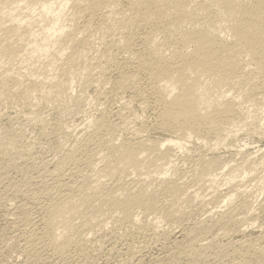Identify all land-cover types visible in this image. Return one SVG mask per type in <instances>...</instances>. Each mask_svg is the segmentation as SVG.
<instances>
[{
  "label": "bare ground",
  "instance_id": "obj_1",
  "mask_svg": "<svg viewBox=\"0 0 264 264\" xmlns=\"http://www.w3.org/2000/svg\"><path fill=\"white\" fill-rule=\"evenodd\" d=\"M111 68L118 72L111 81L118 90L141 94L140 77L148 81L157 125L177 136L119 141L123 125L92 116L83 121L84 137L69 144L65 134L57 142L61 154L53 167L38 161L24 138L26 124L45 122L36 113L40 103L63 113L81 111L88 100L75 89L102 90ZM6 96H15L22 112L16 128L0 122V203L13 201L21 211L15 217L26 227L19 236L21 259L12 264H46L50 256L75 257L79 264H141L152 245L176 231L161 230L160 220L170 223L183 214L185 203H204L208 196L205 203L225 210L206 208L207 217L182 228L183 240L175 239V249L166 259L155 257L157 263H204L212 250L213 264H264V228L251 212L254 187L264 192V178L252 176L264 168V150L256 157L254 151L243 153L234 164L219 156L207 159L202 151L185 155V160L197 158L195 177L206 193L178 184L175 164L178 150H191L190 140L211 137L213 143L209 138L204 143L210 150L238 142L245 126L264 136L259 108H264V0H0V98ZM251 102L253 109L245 105ZM251 112L256 115L250 117ZM64 124L60 132L77 130ZM135 130L138 137L142 130ZM9 170L20 178H7ZM250 176L257 180L254 187L248 184L253 190L243 187ZM221 180L229 188L225 193ZM29 204L36 205L37 216ZM150 214L156 216L147 219ZM251 231L258 234L247 237Z\"/></svg>",
  "mask_w": 264,
  "mask_h": 264
},
{
  "label": "rangeland",
  "instance_id": "obj_2",
  "mask_svg": "<svg viewBox=\"0 0 264 264\" xmlns=\"http://www.w3.org/2000/svg\"><path fill=\"white\" fill-rule=\"evenodd\" d=\"M96 48H100V46H98L97 45V47ZM97 51L99 50V49H96ZM94 52V53H93ZM92 52V54H97V53H95V51H93ZM121 58V57H120ZM89 62H92V61H90V60H88ZM87 61V62H88ZM112 70H110L109 72H110V74L111 75H107V79L108 78H111V79H109V81H107V83L105 84V86L104 85H102L101 86V88H105L104 90H103V92H102V90H99V88L98 87H96V86H94L95 88H93V87H91L90 89H88L87 91H83V90H81L80 88H77V89H75V94L76 95H79V94H81L82 95V97H86V99L88 100V101H86L87 102V104H86V107L83 109V110H81V111H75V109L73 110L72 109V111L73 112H71L70 111V113H63V112H60L59 110H55L53 107H51V105H49V103H40V106L36 109V113H40V114H42L43 115V117H45V122H36L35 124L33 123V124H26V136H25V140H24V142L25 143H30V146H31V150H32V154L35 156V158L38 160V161H46L47 162V160H48V162L50 163V167H53V162L56 160V158H58L59 156V154H61L59 151H58V147L56 148V146H57V142L60 140V141H62V140H65L67 137V139L66 140H70V141H68L69 142V144H73V143H75L74 142V140L75 141H77L79 138H82V137H84L85 135L83 134V131H82V129L84 130L85 128H84V126L85 125H87V123L89 122V120L92 118V116H93V118H97V117H105L106 119H108L109 121L111 120V122H116V123H119V124H121V125H123L122 126V128H120L119 130H118V135H117V138L118 139H120L119 141H121V140H126V139H131V141L136 137L137 138V140H134V142H138V139H140L139 141H141L142 139H147V137H148V139L150 140V139H153L152 141H154V142H161V141H164V140H166V139H168V138H175L176 136H177V134H174V133H171V132H169V131H166V130H164V129H162L161 127H159L158 125V117H157V112H158V109L157 108H155V106H154V99H153V95H150L149 93H147L146 91H149L150 90V85H149V83H148V81H146V79H144L143 77H140V79H141V81L139 82V84H140V88H141V91L143 92V95H142V92H141V94L140 93H138L137 91H135L134 89L132 90V89H128L127 88V90L126 89H124V90H118L116 87H114L113 86V80H115L116 79V76H118V72H117V69L116 68H111ZM116 70V72H113V71H115ZM113 73H112V72ZM143 78V79H142ZM113 79V80H112ZM144 80V81H143ZM111 81H112V83H111ZM147 82V83H146ZM142 83V84H141ZM107 85V86H106ZM109 85V86H108ZM78 86V85H77ZM144 86V87H143ZM96 90V91H95ZM98 90H99V92H100V96L97 98V93H99L98 92ZM97 92V93H96ZM106 92V93H105ZM122 92H123V94H122ZM137 92V93H136ZM105 95H104V94ZM107 93H108V95H107ZM113 93V94H112ZM126 93V94H125ZM124 94H125V96H124ZM80 95V96H81ZM112 95V96H111ZM146 95H149V96H146ZM92 98H91V97ZM135 96H136V98H135ZM7 97V98H6ZM5 98L4 97H2V98H0V122H1V124L3 125V123H4V125L3 126H10V127H15L16 128V126L17 125H19V122H20V118H21V116H22V112H20V107L18 108V106H17V104L15 105V102H14V100H16V103H18L17 102V98H15V96H13V98L11 97V98H8L9 96H6ZM102 97V98H101ZM104 97V98H103ZM130 97H132V98H130ZM138 97H139V99H138ZM90 98V99H89ZM146 98V99H145ZM2 99V100H1ZM104 99V100H103ZM113 99V100H112ZM130 99V100H129ZM9 100H11V101H9ZM7 101V102H6ZM100 101V102H99ZM105 101V102H104ZM112 101V102H111ZM9 102V103H8ZM130 102H132V103H130ZM144 102V103H143ZM3 103V104H2ZM89 103V104H88ZM126 103V105H124ZM149 103V104H148ZM47 106H46V105ZM130 104V105H129ZM253 103L251 102V103H245V105H247V106H249L250 107V109H253L254 107H253V105H252ZM4 105V106H3ZM15 105V106H14ZM138 105H139V107H138ZM6 106H8V107H6ZM11 106V107H10ZM88 106H89V108H88ZM95 106V107H94ZM258 106H259V104H258ZM50 107V108H49ZM98 107V108H97ZM101 107V108H100ZM119 107V108H118ZM127 107V108H126ZM141 107V108H140ZM148 107V108H147ZM5 108V109H4ZM88 108V109H87ZM125 108V109H124ZM145 108V109H144ZM259 108H260V112L262 111V109H264L263 108V106L262 105H260L259 106ZM262 108V109H261ZM41 109V110H40ZM118 109H120V110H118ZM127 109V110H126ZM129 109V110H128ZM142 109V110H141ZM135 110V111H134ZM141 110V111H140ZM157 110V111H156ZM4 111H5V113H4ZM38 111V112H37ZM51 111H53V112H51ZM113 111V112H112ZM123 111H124V113H123ZM133 111V112H132ZM15 112V113H14ZM19 112V113H18ZM51 113V115H49L50 113ZM58 112H60V113H58ZM105 112V113H104ZM112 112V113H111ZM132 112V113H131ZM62 113H63V115H62ZM119 113V114H118ZM252 114H251V116L250 117H253V116H255L256 114H254V112H251ZM3 114V115H2ZM8 114H9V116H8ZM102 114V115H101ZM129 114V115H128ZM131 114H133V115H131ZM260 114V113H259ZM5 115H6V117H5ZM34 114H32V116H33ZM109 115V116H108ZM253 115V116H252ZM19 118H18V117ZM48 116V117H47ZM50 116V117H49ZM60 117V119H59V117ZM68 116V117H67ZM88 116H89V118H88ZM124 116H126V117H124ZM137 116V117H136ZM144 116V117H143ZM5 117V118H4ZM91 117V118H90ZM121 117V118H120ZM129 117V118H128ZM132 117V118H131ZM142 117V118H141ZM15 118V119H14ZM16 118H18V119H16ZM9 119V120H8ZM11 119V120H10ZM49 119V120H48ZM64 119V120H63ZM125 119H126V121H125ZM131 119V120H130ZM250 119V118H249ZM55 120V121H54ZM64 122H63V121ZM71 120V121H70ZM124 120V121H123ZM138 120V121H137ZM253 119L251 118L249 121H252ZM14 121L16 122V123H14ZM19 121V122H18ZM53 121V122H52ZM59 121H62V122H59ZM87 122V123H84V122ZM121 121H122V123H121ZM134 121V122H133ZM143 121V122H142ZM155 121V122H154ZM55 122V123H54ZM66 122L67 123H69V124H66ZM151 122V123H150ZM9 125H8V124ZM18 123V124H17ZM43 123H44V125H43ZM47 123V124H46ZM52 123V124H51ZM57 123V124H56ZM58 123H60V124H58ZM61 123L62 124H64L65 126L67 125V126H71L72 128H76L77 127V130L75 131V132H73L72 131V129L70 130V129H65L66 131L65 132H63L64 130H62L61 129V131L62 132H60V126H61ZM70 123H71V125H70ZM76 123V124H75ZM0 124V125H1ZM84 124V125H83ZM142 124V125H141ZM151 124V125H150ZM158 124V125H157ZM1 125V126H2ZM49 125V126H48ZM53 125H55V126H53ZM64 125H62V126H64ZM76 125H78V126H76ZM121 125H120V127H121ZM144 125V126H143ZM44 126V127H43ZM52 128H51V127ZM59 126V127H58ZM140 128H139V127ZM150 126V127H149ZM18 127V126H17ZM42 127H43V129H42ZM57 127V128H56ZM142 127H143V129H142ZM49 128H50V130H49ZM247 128H248V130H247ZM246 128V126L245 127H243V129L239 132V134L241 135H237V137H236V141H238V142H235V141H228V145L226 146V145H220L218 148H216V147H213V148H210V150L208 149V148H206V146H205V142L206 141H208V138L210 139L209 141L210 142H214V140H212L211 139V137H207V140H205V142H203V141H194V140H190V142H188L187 143V145L189 146V148L191 149V150H188V154L187 153H182L181 151H179L178 150V152H176L177 153V157H175V164H176V167L178 168V170H179V172L181 173H179L181 176V178L179 177V176H175L176 177V179H178L177 181V183L178 184H180V183H182V185H186L189 189H190V192H194V191H198V192H200V193H206L205 191H204V189H205V186H202L201 187V185H202V183L201 182H199L197 179V175H196V177H195V174L198 172V171H195L196 170V161H193V160H195V159H197V158H191V159H187V160H185V158H183L185 155H189V156H191V155H195V154H197L198 152L200 153V151H202L201 153H203L206 157H207V159H208V157L209 158H218V156H219V160H222V161H224V160H226V159H230V160H232V164H234V160H236L235 161V163L236 162H240V161H242V154L243 153H252L253 151V153L252 154H254L252 157H256L257 155L256 154H259L260 152H258V150L260 151V149H262V150H264V136H261L260 137V135L258 136V134H256V133H250L249 131V127H247ZM56 131H55V130ZM132 129V130H131ZM135 129H140V130H142V131H140L141 133H140V135L137 137L135 134H134V130ZM147 129V130H146ZM156 129V130H155ZM246 131H245V130ZM41 130V131H40ZM59 130V131H58ZM68 130H70V131H68ZM34 131V132H33ZM51 131V132H50ZM122 131V132H121ZM136 131V130H135ZM242 131H244V132H242ZM45 132V133H44ZM49 132H50V134H49ZM57 134H56V133ZM69 132V133H68ZM52 133V134H51ZM59 133V134H58ZM62 133H63V135H62ZM84 133H85V130H84ZM146 133V134H145ZM171 135H170V134ZM244 133V134H243ZM246 133V134H245ZM248 133H250V134H248ZM43 134H45V135H43ZM48 134V135H47ZM60 134H61V137H59L60 136ZM65 134L67 135V137L65 136ZM176 135V136H174V135ZM43 135V136H42ZM58 135V136H57ZM75 135V136H74ZM131 135V136H130ZM249 135V136H248ZM40 136V137H39ZM65 136V137H64ZM125 136V137H124ZM130 136V137H129ZM258 136V137H257ZM46 137V138H45ZM61 138V139H58V138ZM64 137V138H63ZM134 137V138H133ZM143 137V138H142ZM239 137V138H238ZM241 137V138H240ZM251 137V138H250ZM29 138V139H28ZM45 138V139H44ZM48 138V139H47ZM78 138V139H77ZM163 138V139H162ZM259 138V139H258ZM263 138V139H262ZM27 140V141H26ZM36 140V141H35ZM50 140V141H49ZM235 140V139H234ZM29 141V142H28ZM33 141V142H32ZM42 141V142H41ZM60 141H59V143H60ZM208 141V142H209ZM253 141V142H252ZM72 142V143H71ZM202 142H203V145H202ZM230 142H232V143H230ZM244 142V143H243ZM230 143V144H229ZM236 143V144H235ZM47 144H48V146H47ZM192 144V145H191ZM41 145V146H40ZM59 145V144H58ZM46 146V147H45ZM51 146H53V147H51ZM224 146V147H223ZM242 146V147H241ZM263 146V147H262ZM55 147V148H54ZM220 147H222V148H220ZM198 148V149H197ZM214 148H216V149H214ZM232 148V149H231ZM194 149H196V150H194ZM200 149V150H199ZM206 149V150H205ZM212 149H214V150H212ZM52 150V151H51ZM57 150V151H56ZM208 150V151H207ZM212 150V151H211ZM240 150V151H239ZM261 150V151H262ZM54 151H56V152H54ZM217 151V152H216ZM244 151V152H243ZM39 152V153H38ZM182 154H181V153ZM196 152V153H195ZM212 152V153H211ZM239 152H242V153H239ZM36 153H37V155H36ZM195 153V154H194ZM209 153V154H208ZM181 154V155H180ZM238 154V155H237ZM221 155V156H220ZM57 156V157H56ZM181 156V157H180ZM223 156V157H222ZM241 156V157H240ZM38 157V158H37ZM233 157V159H231ZM234 157H236L235 159H234ZM240 157V158H239ZM40 158V159H39ZM181 161V162H180ZM192 161V162H191ZM191 163H193V164H191ZM182 164V165H181ZM186 166H185V165ZM194 164L196 165V166H194ZM180 166V167H179ZM185 166V167H184ZM229 166H232V165H229ZM229 166L227 167V169L229 168ZM196 167V168H195ZM226 169V170H227ZM258 169H260V170H258ZM255 172L256 173H254V170H252L251 171V173L253 174H251L252 176H254V177H256L255 175L256 174H258V175H260V177H258L257 179H260L261 177V180L264 178V173L262 174L261 172H264V168H258ZM184 170V171H183ZM198 170V169H197ZM12 171V172H11ZM14 171V172H13ZM261 171V172H260ZM221 171H219V173H220ZM7 173H9L10 175L9 176H7V178L8 177H11V179L12 178H14V179H18V177L20 178V176H19V174H17V172H15V170H9V172L7 171ZM16 174L18 175L17 177H16ZM33 176L36 178L35 180H36V182H39L40 181V178H38V177H36L37 176V170L35 169V171H33ZM8 175V174H7ZM16 177V178H15ZM130 177H133V178H137L138 176L136 175V174H132ZM254 177H249L251 180H249V182H248V179L245 181V183H244V185H243V187L244 186H246L247 188H248V190L251 188L252 189V186H250V187H248V184L250 185H253V187H254V184L257 182V180L256 181H254L253 180V178ZM180 178V179H179ZM195 178V179H194ZM221 178V176H219V179ZM10 179V178H9ZM10 179V180H11ZM222 179V178H221ZM39 180V181H38ZM196 180V181H195ZM224 180H221L220 182H221V190L225 193V192H227L228 190H229V188H228V186L226 185L225 186V181L223 182ZM250 181H251V183H250ZM248 182V183H247ZM255 182V183H254ZM185 183V184H184ZM189 183V184H188ZM41 183L39 182L38 184H36V185H40ZM199 184V185H198ZM35 185V186H36ZM195 186V187H194ZM225 186V187H224ZM227 187V188H226ZM246 187H244V188H246ZM257 186H255L254 188V190H253V194L254 195H256V197L255 196H252V198H251V201H252V210H251V212L254 210V212H257V213H254V214H258L257 216H259V219H258V224H263V228H264V204H262V203H264V192H259L258 190H257V188H256ZM200 188V189H199ZM201 188H203V189H201ZM196 189V190H195ZM250 189V190H251ZM200 190V191H199ZM256 190H257V192H256ZM189 192V193H190ZM260 193V194H259ZM259 194V195H258ZM23 197V198H22ZM160 197H161V195H160ZM255 197V198H254ZM210 197L208 196V198L206 197V199H205V202L207 201V199H209ZM254 198V199H253ZM23 200V202H26V198H25V196H20V198H19V200ZM161 199H162V197H161ZM25 200V201H24ZM12 203H13V201H11ZM11 202H9V205L10 204H12ZM203 203L202 201H199V200H197V201H195V202H193V204H191V203H185L184 204V206H183V210H184V212H183V214H178V218L177 219H175L174 221H170V223L169 222H165L164 220H160V222L161 223H159L160 225H161V230H166V231H168L169 230V232L170 231H172V229H174V230H176V231H174L172 234H171V236H169V238L168 239H166V241H161V242H159V244L157 243L156 245V247H155V245L153 246H151L150 247V249H148L147 250V253H146V255H144V258L142 259V262H141V264H154V262L156 261V258L157 257H160V258H162V259H166V258H168V256L172 253L170 250H174L175 249V247H176V245L174 246V244H176L177 243V241L179 240V241H182L183 240V238H182V234L184 233V231H183V229L182 228H186V227H190V226H192L197 220H199L200 218H201V220H203V219H205L206 217H207V215H208V213H206L205 212V210H206V208L208 209H210V208H212V207H214V209L212 210V211H214L215 212V210L217 209V210H225V208L224 207H216L215 208V206H216V204H208V203ZM208 202V201H207ZM201 203V204H200ZM1 204V203H0ZM198 204V205H197ZM8 205V206H9ZM15 203L14 204H12V206L10 205V208L8 207H6L5 205H3V203L0 205V264H12V263H14V262H16L17 260H19L20 261V259H21V257L19 256L20 254V248H21V245H22V239H21V237H19V236H21V233H22V235L25 233L24 231H26V227H25V225L21 222H19V220H17L18 218L17 217H20V213H19V209H17V207L15 208ZM32 205V206H31ZM29 204V206L30 207H32L33 208V210H32V213L35 215V216H37L36 215V212L34 213V208L36 209V205H33V204ZM191 205V206H190ZM254 205V206H253ZM261 205V206H260ZM35 206V207H34ZM188 206V207H187ZM193 206V207H192ZM210 206V207H209ZM260 206V207H259ZM190 208V209H189ZM193 210H192V209ZM202 208V209H201ZM224 208V209H223ZM254 208V209H253ZM258 208V209H257ZM11 209V210H10ZM195 209H197V210H195ZM8 210H10V211H8ZM14 210V211H13ZM16 210V211H15ZM216 210V211H217ZM18 211V212H17ZM15 212V213H14ZM17 212V213H16ZM21 212V211H20ZM201 212V213H200ZM262 212V213H261ZM14 213V214H13ZM19 213V214H18ZM192 213V214H191ZM15 214H18V215H15ZM32 214V215H33ZM33 215V217H35ZM142 215V214H141ZM15 216H17V217H15ZM154 216H156L155 214H150L148 217H147V219H152ZM205 216V217H204ZM183 217V218H182ZM10 218V219H9ZM17 218V219H16ZM140 219H144L145 218V216L144 215H142V216H140L139 217ZM199 218V219H198ZM16 219V220H15ZM189 219H190V221H189ZM263 221V222H262ZM164 222V223H163ZM163 223V224H162ZM166 223V224H165ZM185 223V224H184ZM170 224V225H169ZM175 224V225H174ZM188 224V225H187ZM257 225V224H256ZM163 226V227H162ZM173 226V227H172ZM22 228V229H21ZM182 229V230H181ZM250 230H252V229H250ZM17 231V232H16ZM179 232V233H178ZM183 232V233H182ZM20 234V235H19ZM178 234V235H177ZM250 234H252V236L253 235H256V234H258V233H256V232H247V237H249L250 236ZM18 236V237H17ZM176 236V237H175ZM180 238H182V240L180 239ZM240 238H241V236H240ZM20 239V240H19ZM177 241H176V240ZM210 239V237L209 238H207V243L211 240H209ZM206 240V239H205ZM174 242H176V243H174ZM160 243H161V245H160ZM202 243H205L206 244V241L204 242H202ZM264 243V242H263ZM123 243H120V245H122ZM160 246V247H159ZM262 246H263V248H264V244H262ZM172 248V249H171ZM174 248V249H173ZM171 253H170V252ZM46 252H48L49 253V250H47ZM46 252H44L45 254H46ZM210 254L212 255H210V256H208L209 258H206L207 260H205V261H207L206 263H205V261H204V263L203 262H201V261H198L199 263L198 264H213V262H215V254H214V252L212 251V250H210ZM170 253V254H169ZM165 254V256H163ZM167 254V255H166ZM169 254V255H168ZM215 256H214V255ZM148 255V256H147ZM49 256H50V254H49ZM164 258H163V257ZM151 257V258H150ZM156 257V258H155ZM54 256H50L48 259L49 260H47V263L48 264H66V263H68V264H76V260L77 259H75V257H74V259H72L71 257L69 258L70 260L72 259V262L71 261H69V259H59V260H57L58 258L56 257V258H54ZM212 258H213V260H212ZM146 259H148V260H146ZM155 261H154V260ZM68 260V261H67ZM74 260V261H73ZM210 260V261H209ZM51 261V262H50ZM58 263H57V262ZM64 261H66L65 263H64ZM151 261V262H150ZM154 261V262H153ZM56 262V263H55ZM60 262V263H59ZM74 262V263H73ZM209 262V263H208ZM46 263V264H47ZM156 263H157V261H156ZM77 264H79V261L77 262ZM158 264V263H157Z\"/></svg>",
  "mask_w": 264,
  "mask_h": 264
}]
</instances>
